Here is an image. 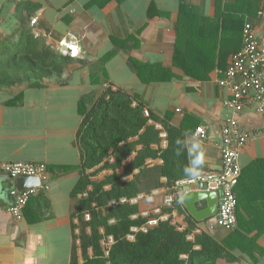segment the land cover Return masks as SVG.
<instances>
[{
  "label": "crops",
  "instance_id": "1",
  "mask_svg": "<svg viewBox=\"0 0 264 264\" xmlns=\"http://www.w3.org/2000/svg\"><path fill=\"white\" fill-rule=\"evenodd\" d=\"M102 2L0 0V46L22 42L25 37L20 32L27 26L42 42L56 49L63 51L72 45L73 56L84 61L82 65L71 64L62 80L45 78L39 83L22 80L0 86V162L45 163L48 171L47 186L39 187L21 218L10 212L13 200L8 191L12 190L13 182L10 176L0 173V264H70L74 234L79 229L75 227L78 218L73 215L77 202L73 190L81 178L83 161L79 141L84 121L81 100L85 95L96 99L105 86L139 97L145 105V113L149 110L162 119L169 117L174 127L184 128L186 153L193 174L222 167L221 129L234 112L225 104L232 90L220 85V81L225 77L231 56L243 46L245 22L253 23L261 45L264 43V19L258 17L264 0ZM182 2L197 8L192 17L199 20L191 26L198 32L194 36L197 46L192 54L191 75L173 65ZM29 12L31 17L25 20L24 26L22 20ZM115 40L119 49L104 60L113 50ZM0 59L4 61L5 56ZM133 59L150 64L161 77L159 69L167 67L171 78L145 82L140 79ZM206 75L205 79L192 77ZM237 117L244 130L256 133L240 153L243 173L253 161L264 158V114L258 113L250 103ZM157 126L164 128L160 123ZM198 126L205 128L207 138L194 136ZM163 133L165 143L161 146L166 147V130L161 136ZM107 160L103 163L113 162L112 158ZM147 162L156 172L163 164L161 158ZM103 165L90 170L93 180L102 181L113 173ZM138 173L136 170L125 179H133ZM160 181L164 185L140 193L153 199L139 201L136 204L139 210L164 204L169 193L167 178L161 177ZM244 186L238 188V194L249 195L251 189ZM197 206L203 209L207 202L200 201ZM176 210L189 224V213L182 201L178 202ZM238 211V223L245 229L251 228L253 218L248 211L241 206L237 214ZM211 222L198 221L197 226L211 232L219 241L237 228L226 230L218 225L209 228ZM245 234L249 238L248 249L257 246L253 252L255 260L237 249L232 252L241 260L222 259L223 264L264 263V231L257 226L250 232L245 230ZM79 257L83 261L80 249Z\"/></svg>",
  "mask_w": 264,
  "mask_h": 264
},
{
  "label": "trees",
  "instance_id": "2",
  "mask_svg": "<svg viewBox=\"0 0 264 264\" xmlns=\"http://www.w3.org/2000/svg\"><path fill=\"white\" fill-rule=\"evenodd\" d=\"M109 1L103 0L101 4ZM154 7H150L149 16ZM196 9L185 2L181 4L173 56V65L189 75L192 73V54L197 46L194 44V36L198 32L195 33L197 30L191 27L199 21L192 17ZM30 17L31 12L22 20L24 26L25 20ZM20 33L25 37L22 42L14 45L4 43L0 46V58L5 56L4 61L0 59V86L22 80L36 83L45 78L62 80L71 64H84L83 60L42 42L40 36L36 37L27 26ZM118 47L116 41L113 50L104 60L114 56ZM133 63L140 79L145 82L171 78L167 67L159 69L163 74L161 77L150 64L134 59ZM103 72L106 71L103 69ZM192 77L208 78L207 75ZM81 107L84 121L79 141L83 161L81 178L73 190V196L77 199L73 215L78 218L75 227L79 228V232L74 234L70 264H219L218 261L222 259L229 262L240 261L232 252L237 249L254 259L253 252L257 246L252 250L248 249L249 238L246 237L245 230L250 232L258 226L264 231V158L253 161L243 170L235 188L239 209L241 206L253 218L251 228L248 226L245 229L237 222L239 227L236 225L237 228L230 231L225 240L219 241L208 230L195 234L198 221L188 214L189 224L185 230H179L170 220H161L147 232H136L135 238L131 240L128 235L132 233V227L144 224L145 220L131 218L139 211V206L131 203L130 199L144 190L151 192L153 188L164 185L160 181L161 177H166V185L171 186L177 180L193 174L186 153V132L184 128L174 127L169 122V117L162 119L149 110L146 115L145 105L139 97L121 89L105 88L96 99L85 95L82 97ZM157 123L164 128H159ZM163 130L167 132L166 147L161 146ZM132 156L133 159L127 163ZM111 158L113 162L103 163ZM155 158L163 160L158 172L148 167L147 161ZM101 165L111 168L113 173L102 181L93 180V172L90 170ZM136 170L139 173L133 179L124 180ZM151 178L156 180L155 183ZM242 184L251 189L249 195L238 194L237 190ZM123 198L126 201L120 202ZM112 201L115 204L111 205ZM86 213L90 215L89 220L85 218ZM237 215L240 221L239 211ZM111 219L115 222L112 223ZM191 233H194L193 239L188 238ZM110 238L113 242L106 246L104 243ZM79 249L83 261H80Z\"/></svg>",
  "mask_w": 264,
  "mask_h": 264
},
{
  "label": "built area",
  "instance_id": "3",
  "mask_svg": "<svg viewBox=\"0 0 264 264\" xmlns=\"http://www.w3.org/2000/svg\"><path fill=\"white\" fill-rule=\"evenodd\" d=\"M258 17L264 19V7L258 11ZM69 49H63L68 53ZM261 42L252 22L247 21L243 27V46L231 56L230 63L225 71V77L220 81V85L229 86L232 90V96L225 101V104L231 108L234 115L226 120L221 129V153L222 167L219 170L198 171L195 174L177 180L173 185L168 186L169 193L165 196L162 206H152V208L139 210L131 218L145 220L142 225L132 227V233L128 238L133 240L138 231L147 232L149 229L157 226L161 220H170L179 230H185L188 224L185 218L181 217L176 210L178 202H181L180 192L192 191H221L218 213L213 218L209 228L218 225L226 230L236 228L238 222L237 207L238 199L235 188L242 175L240 164V153L250 138H254L256 133L244 130L239 123L237 114H240L247 104L252 103L258 113L264 114V48H261ZM72 55L73 52H72ZM106 87V86H105ZM148 114V111L146 112ZM164 134V133H163ZM162 137H165V134ZM197 138H207L208 133L204 127L198 126L194 132ZM165 141L163 139L162 144ZM0 173H5L10 177L18 176H38L41 179V187H46L47 166L45 163H31L25 161H5L0 162ZM124 180H126L124 178ZM39 188L18 191L11 190L13 202L10 205V212L16 217L21 218L24 208L29 200L34 196ZM87 195V193H85ZM152 200V196L138 194L130 199L131 203L137 204L141 200ZM126 198L120 200L125 202ZM115 201L111 202V205ZM169 209L170 211H166ZM176 210V211H174ZM87 220L90 219L88 213L85 214ZM215 218V219H214ZM214 219V221H213ZM114 223L115 220L111 219ZM203 229L197 226L194 233H201ZM79 232V230H78ZM193 239L194 235H189ZM113 242L112 238L107 242L109 245ZM105 244V243H104ZM186 258L185 255H183Z\"/></svg>",
  "mask_w": 264,
  "mask_h": 264
},
{
  "label": "water",
  "instance_id": "4",
  "mask_svg": "<svg viewBox=\"0 0 264 264\" xmlns=\"http://www.w3.org/2000/svg\"><path fill=\"white\" fill-rule=\"evenodd\" d=\"M260 47L264 48V43ZM9 178H11L13 182L12 189H16L18 191L39 188L42 185L41 179L38 176H18L15 178ZM8 194L11 195V190L8 191ZM220 195V190L192 191L186 193L180 192L181 200L184 203L187 212L197 221H207L217 215L220 203ZM200 201H206L207 206L203 209H199L197 203ZM218 263L223 264V261L220 260Z\"/></svg>",
  "mask_w": 264,
  "mask_h": 264
},
{
  "label": "clouds",
  "instance_id": "5",
  "mask_svg": "<svg viewBox=\"0 0 264 264\" xmlns=\"http://www.w3.org/2000/svg\"><path fill=\"white\" fill-rule=\"evenodd\" d=\"M61 52H63V51H61ZM63 53H65V52H63ZM68 53L72 55V52H71V50H69V52H68ZM105 88H107V87H105ZM134 104H136V102H135Z\"/></svg>",
  "mask_w": 264,
  "mask_h": 264
},
{
  "label": "rangeland",
  "instance_id": "6",
  "mask_svg": "<svg viewBox=\"0 0 264 264\" xmlns=\"http://www.w3.org/2000/svg\"><path fill=\"white\" fill-rule=\"evenodd\" d=\"M105 244H106V246H109V244L107 242Z\"/></svg>",
  "mask_w": 264,
  "mask_h": 264
}]
</instances>
